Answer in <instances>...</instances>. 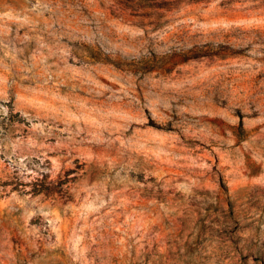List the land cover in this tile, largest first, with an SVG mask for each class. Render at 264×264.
Wrapping results in <instances>:
<instances>
[{"label": "rangeland", "instance_id": "rangeland-1", "mask_svg": "<svg viewBox=\"0 0 264 264\" xmlns=\"http://www.w3.org/2000/svg\"><path fill=\"white\" fill-rule=\"evenodd\" d=\"M0 264H264V0H0Z\"/></svg>", "mask_w": 264, "mask_h": 264}]
</instances>
